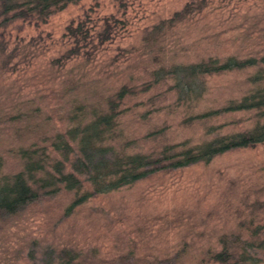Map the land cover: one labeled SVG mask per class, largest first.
I'll return each instance as SVG.
<instances>
[{
	"label": "rangeland",
	"instance_id": "1",
	"mask_svg": "<svg viewBox=\"0 0 264 264\" xmlns=\"http://www.w3.org/2000/svg\"><path fill=\"white\" fill-rule=\"evenodd\" d=\"M188 1L76 0L43 22L0 26V174L21 171L23 147L43 144L60 157L53 136L80 129L121 85L135 89L117 107L118 140L132 141L127 153L195 146L262 124L254 109L196 116L264 88V61L192 76L176 65L263 58L264 0H206L166 22ZM68 24L80 30L71 34ZM76 193L62 188L0 219V264H58L69 256V264H215L209 255L223 235L249 236L264 223V140L157 169L68 210ZM251 251L249 264H264V248Z\"/></svg>",
	"mask_w": 264,
	"mask_h": 264
},
{
	"label": "trees",
	"instance_id": "2",
	"mask_svg": "<svg viewBox=\"0 0 264 264\" xmlns=\"http://www.w3.org/2000/svg\"><path fill=\"white\" fill-rule=\"evenodd\" d=\"M74 1L76 0H0V26H5L14 19L43 22L51 13ZM205 4L206 0L188 1L181 9L175 10L173 16L166 22L181 21ZM79 28L80 24L66 26L71 34H76ZM4 48L3 43L0 46V55L4 53ZM260 61H264V57L239 58L233 55L219 60L208 56L196 62L176 66L181 69V75L192 76L243 68ZM160 72L155 70L156 74ZM144 89L146 87L140 91ZM128 92H135L134 87L119 86L106 97L105 108L101 107L92 111V117L84 125L82 124L80 129L77 125L76 128L54 135L50 146L53 150L60 152V157L52 156L47 146L43 144L21 148L18 151L24 163L21 171L8 176L0 174V219L14 216L29 204L36 202L42 195H53L62 188L77 190L75 199L67 208L73 210L76 205L96 193L130 184L140 178L150 177V174L157 169H169L203 159L208 160L226 149L252 146L264 140L263 122L255 125L253 129L231 135L215 136L195 146L185 145V143H164L157 153H127V148L132 141L127 138L119 141L120 133L115 128L118 104ZM81 108L82 106L79 107ZM240 109H254L258 116L264 115V88L247 94L240 102L231 101L221 107L201 112L196 117L204 118ZM72 140L76 141L74 146ZM85 156L88 161L85 160L84 164ZM2 164L0 156V168ZM67 166L69 169H66ZM71 168L75 172L70 171ZM78 173H84L85 178H79ZM85 181H87V189L84 188ZM251 229L249 236L242 237L241 233L231 234L230 237L223 235L219 239L220 248L209 255L211 260L215 264L253 263L251 260L256 259L251 250L258 247L264 248V238L258 237V233L264 230V223L256 224ZM66 251L62 248L60 252L66 253ZM70 258L71 256L58 264H69Z\"/></svg>",
	"mask_w": 264,
	"mask_h": 264
}]
</instances>
